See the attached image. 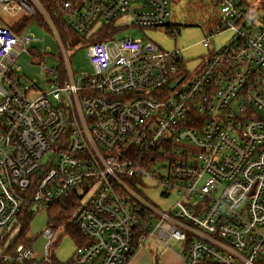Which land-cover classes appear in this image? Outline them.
I'll return each mask as SVG.
<instances>
[{"label": "built area", "instance_id": "1", "mask_svg": "<svg viewBox=\"0 0 264 264\" xmlns=\"http://www.w3.org/2000/svg\"><path fill=\"white\" fill-rule=\"evenodd\" d=\"M57 1L49 14L40 0H0V17L40 14L52 27L60 17L83 40L122 17L179 34L169 0ZM216 3L220 26L202 43L233 39L190 81L182 51L116 36L86 46L93 71L77 79L54 30L64 67L45 68L47 92L15 66L36 38L1 17L0 228H14L27 205L35 216L72 201L86 240L72 264H128L148 240L179 243L186 264H264V17L240 0ZM152 190L177 199L162 207ZM38 256L0 248V264L48 261V247Z\"/></svg>", "mask_w": 264, "mask_h": 264}, {"label": "rangeland", "instance_id": "2", "mask_svg": "<svg viewBox=\"0 0 264 264\" xmlns=\"http://www.w3.org/2000/svg\"><path fill=\"white\" fill-rule=\"evenodd\" d=\"M240 1L246 3L248 13L253 19L256 18L259 22L264 17V0ZM169 9L170 16L168 23L174 25L172 29H177L178 35H170V30L167 27L161 29L134 28L129 26L128 20L122 17L117 19L113 24L114 28L120 29L119 33L116 34V38L150 41L163 51H182L187 69L191 71L186 76L185 81L187 82L191 80L195 71L206 64L214 50H220L232 41V33L227 31L216 36L208 48L203 45L202 42L205 36L209 33L210 27L215 23L218 16V9L211 3V0H169ZM37 15L42 18V23L36 21L26 28V32L30 31L36 40L29 45L28 51L18 59L15 66L21 67L22 71L19 75L21 76L22 83L32 85V82H36L39 91L47 92L50 89V83L49 78L44 73L45 68L58 69L62 65L64 67V63L58 37L54 32L56 30L54 24L53 27L55 29L48 24L43 16ZM1 17L6 19L5 22L9 24L17 23L15 19L9 18L8 13H2ZM67 52L73 73L77 79L92 73L93 68L90 63L87 47L79 45L76 48L69 49ZM41 92L31 91L29 97H38ZM159 193V190L148 191L150 197L162 207H167L169 203L177 199V197H174L171 200H162L159 197ZM76 216L77 211L74 210L66 222L58 227L50 225V215L46 211H41L39 214L33 216L27 239L32 242L34 251L39 255L38 259H41L47 247L50 251L48 263H51L52 259L55 258L58 262L66 264L73 257L76 244L74 239L65 234V232L67 225ZM47 229H50L54 234L50 242L44 236V232ZM19 233V225H16L14 228L12 227L10 230L0 228V240L4 242L3 251L7 250L10 243L18 237ZM48 243L50 244L48 245ZM170 246L173 254L175 252L180 253V246L178 244L171 243ZM162 249L165 251H159L161 255L166 252V249ZM175 260L174 256L168 257L169 262H174Z\"/></svg>", "mask_w": 264, "mask_h": 264}, {"label": "trees", "instance_id": "3", "mask_svg": "<svg viewBox=\"0 0 264 264\" xmlns=\"http://www.w3.org/2000/svg\"><path fill=\"white\" fill-rule=\"evenodd\" d=\"M40 1L44 9L49 14L51 13L53 8L57 7V4H58L57 0H40ZM211 3L218 9V16H217V20L215 21V23L210 27L208 31L209 33H212L218 29V27L220 26V16H221L220 6L218 3H216V0H211ZM41 19L42 18L39 15L33 16L31 18L23 17L19 19L17 23H12L10 26H11V29L14 30L16 33L21 34L32 23L36 21H38L39 23H42ZM52 21L67 50L71 48H76L79 45H81L82 47H86L90 43L102 41L105 38L116 36V34H118L120 31V29L117 30L116 28H114V25H111V26L101 29L100 32L94 35L91 39L83 40L66 24L63 18H60V17L57 18V17L52 16ZM2 22L3 20L0 17V23ZM61 70H63V67H61ZM30 208H31L30 205H27L24 208V212L19 218V221L17 224L20 226V233L18 237L10 243V246L7 248L5 253H8V254L13 253V251L19 245H25L31 248L33 247L32 242L27 239L30 222L33 219V216L30 214ZM74 210H75V203H73L72 201L69 203L68 209H65V210L60 208L59 204L53 205L48 210V213L50 215V218H49L50 225H52L53 227L61 226L62 224L66 222V220L69 218V216L73 213ZM66 232L65 234L69 235L72 239H74L76 248L86 243V240L82 237L77 227L76 218L67 225ZM0 248L1 249L4 248V242L2 240H0ZM30 264H62V263L58 262L55 258H53L51 263H48L47 261H40V262H32ZM66 264H72V259H70Z\"/></svg>", "mask_w": 264, "mask_h": 264}, {"label": "crops", "instance_id": "4", "mask_svg": "<svg viewBox=\"0 0 264 264\" xmlns=\"http://www.w3.org/2000/svg\"><path fill=\"white\" fill-rule=\"evenodd\" d=\"M172 24L169 23V28H172ZM219 50H214L211 57ZM210 57V58H211ZM204 66V65H203ZM202 66V67H203ZM175 242H170L168 248H164L158 241L156 240H148L144 247L139 248L134 255L132 256L131 260L128 264H186L179 256V253H172L173 250L170 248V244ZM180 246L179 243H176ZM162 248L166 249L161 255V252L165 251ZM168 250V251H167ZM161 251V252H159ZM174 256L175 261L169 262L168 257Z\"/></svg>", "mask_w": 264, "mask_h": 264}]
</instances>
